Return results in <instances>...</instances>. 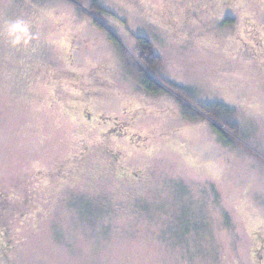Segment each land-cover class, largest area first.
Returning a JSON list of instances; mask_svg holds the SVG:
<instances>
[{"label": "rangeland", "instance_id": "374dc122", "mask_svg": "<svg viewBox=\"0 0 264 264\" xmlns=\"http://www.w3.org/2000/svg\"><path fill=\"white\" fill-rule=\"evenodd\" d=\"M261 247L264 0H0V264H264Z\"/></svg>", "mask_w": 264, "mask_h": 264}, {"label": "trees", "instance_id": "16d2710c", "mask_svg": "<svg viewBox=\"0 0 264 264\" xmlns=\"http://www.w3.org/2000/svg\"><path fill=\"white\" fill-rule=\"evenodd\" d=\"M95 1V0H94ZM99 11H103L101 8L97 7ZM233 19H230L228 22L233 23ZM139 56L137 57L141 66L144 67V70H147L143 72V83L145 88L148 91L151 92H161L163 91L161 87L150 77V72L155 71L157 67L161 66L162 59L161 55L159 54L156 45L151 41L149 38L146 37H136V44ZM152 73V72H151ZM205 110L209 112H214V109L218 108V110L224 112V105L221 104H213V105H206L204 106ZM204 110V111H205ZM218 111V112H220ZM227 113H229V110H225ZM207 112V113H208ZM215 112V113H218ZM218 129V128H217ZM218 131H221L218 129Z\"/></svg>", "mask_w": 264, "mask_h": 264}, {"label": "flooded vegetation", "instance_id": "af4514ba", "mask_svg": "<svg viewBox=\"0 0 264 264\" xmlns=\"http://www.w3.org/2000/svg\"><path fill=\"white\" fill-rule=\"evenodd\" d=\"M241 45H242V47H246L247 49L256 50V45L251 43L250 41H243L241 43ZM88 115H90V114H88ZM120 136H123V135H120ZM258 251L264 253V247L263 248L261 247Z\"/></svg>", "mask_w": 264, "mask_h": 264}]
</instances>
